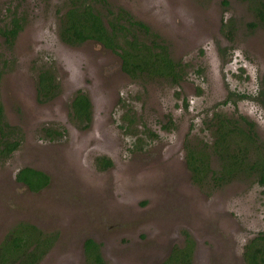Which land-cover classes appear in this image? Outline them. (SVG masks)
<instances>
[{"label":"rangeland","instance_id":"374dc122","mask_svg":"<svg viewBox=\"0 0 264 264\" xmlns=\"http://www.w3.org/2000/svg\"><path fill=\"white\" fill-rule=\"evenodd\" d=\"M66 1L0 0V18L16 12L25 22L12 51L0 36L9 63L2 101L24 133L20 149L0 162V241L25 220L58 233L38 264H86L89 238L101 243L107 264H163L188 232L193 264H246L247 244L264 232V185L245 175L220 185L208 179L204 190L186 151L212 145L215 112L247 117L264 144V24L252 29L242 0H109L148 23L187 64L174 85L132 78L96 41L64 43L58 20ZM46 66L61 92L42 103L37 81ZM79 90L92 102L87 129L69 115ZM232 92L249 97L221 104L236 98ZM102 157L112 166L100 167ZM24 166L46 172L49 186L36 193L18 182Z\"/></svg>","mask_w":264,"mask_h":264},{"label":"trees","instance_id":"16d2710c","mask_svg":"<svg viewBox=\"0 0 264 264\" xmlns=\"http://www.w3.org/2000/svg\"><path fill=\"white\" fill-rule=\"evenodd\" d=\"M242 2L247 3L248 10L256 20L249 24L252 29L264 24V0ZM7 15L0 18V36L5 47L12 51L25 22L16 12L9 16L8 11ZM58 21L59 37L64 43L80 46L89 40L98 42L120 56L122 69L134 79H163L179 85L186 75L187 64L172 57L167 43L157 31L125 7L113 5L109 0H68ZM8 65V59L0 51V162L11 158L24 140L21 127L8 120L2 101L1 87ZM60 92L61 85L54 70L44 67L38 74V100L42 103L50 102ZM232 95L236 98L230 96L221 104L229 101L235 104L249 97L245 93L232 92ZM69 115L82 129L90 127L93 121L92 102L85 92H76L70 103ZM212 120L215 129L211 146L204 148L201 145H186V160L192 171L193 181L205 190L208 179L214 185H220L245 175H255L257 183L264 185V144L256 137L254 122L243 115L230 116L223 112H215ZM63 133L54 130L53 135ZM187 142L189 140L186 144ZM210 160L217 161V169L212 167ZM258 160H261L260 164ZM98 164L108 168L113 163L102 157ZM16 180L30 191L39 193L49 186L51 179L43 170L24 166L16 173ZM57 236V232H45L34 223L21 220L0 241V264H38L52 248ZM186 236L184 245L174 246L163 264H193L194 240L188 232ZM84 254L86 264H107L101 252V243L93 238L85 241ZM177 254H181L183 259L174 260L173 263V255ZM244 260L246 264H264V232L258 233L247 244Z\"/></svg>","mask_w":264,"mask_h":264}]
</instances>
